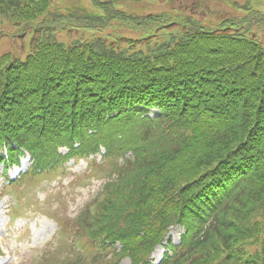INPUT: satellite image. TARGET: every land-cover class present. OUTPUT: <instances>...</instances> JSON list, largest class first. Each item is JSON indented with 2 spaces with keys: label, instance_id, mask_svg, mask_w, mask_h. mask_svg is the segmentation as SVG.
Instances as JSON below:
<instances>
[{
  "label": "trees",
  "instance_id": "obj_1",
  "mask_svg": "<svg viewBox=\"0 0 264 264\" xmlns=\"http://www.w3.org/2000/svg\"><path fill=\"white\" fill-rule=\"evenodd\" d=\"M88 1L0 0L31 34L25 58L0 55V165L33 159L10 187L102 147L121 159L72 225L92 256L43 264H154L165 240L159 264H264V9Z\"/></svg>",
  "mask_w": 264,
  "mask_h": 264
},
{
  "label": "rangeland",
  "instance_id": "obj_2",
  "mask_svg": "<svg viewBox=\"0 0 264 264\" xmlns=\"http://www.w3.org/2000/svg\"><path fill=\"white\" fill-rule=\"evenodd\" d=\"M82 1L90 5L88 0H53L52 8L65 10L82 4ZM246 1L248 0H218L213 1L211 6L234 13L241 12L235 4L242 5ZM252 2L264 8V0ZM181 3L190 6L194 0H126L122 4L128 6L129 10L147 15L171 10ZM111 30L124 31L125 35L132 37L138 35L125 28L114 27ZM30 37V33L21 37L20 25H13L0 17V55L11 51L16 57L25 58ZM59 38L68 39L65 34H59ZM105 150L102 147L98 153L89 155V159H95L93 164L84 157H80L78 161L77 157L68 158L58 172L49 170L46 174L32 176L11 187L7 184L9 180L3 173V167L0 166V264H42L41 260L45 255L62 262L75 259L76 254L72 251L71 244L77 238V230L72 225L77 224L75 221L84 206L104 193L117 177L121 159L119 157L116 162L108 160L104 157ZM61 152L66 154L68 150L62 147ZM28 156L27 154L22 159V166L16 165L9 171L10 176L16 177L30 166ZM12 188L15 193L10 190ZM16 207L19 208L20 215L15 218L13 215ZM59 220L66 222V225L59 226ZM171 234L175 243H179V231L175 229ZM162 252L163 249L159 246L155 255L158 257ZM122 264H130L129 259H125Z\"/></svg>",
  "mask_w": 264,
  "mask_h": 264
}]
</instances>
